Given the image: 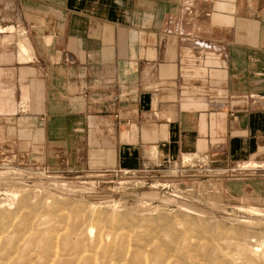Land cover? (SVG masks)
Listing matches in <instances>:
<instances>
[{"label": "crops", "instance_id": "crops-1", "mask_svg": "<svg viewBox=\"0 0 264 264\" xmlns=\"http://www.w3.org/2000/svg\"><path fill=\"white\" fill-rule=\"evenodd\" d=\"M15 31L0 128L18 159L133 174L264 158V0H0V43ZM241 175L223 192L263 201L264 175Z\"/></svg>", "mask_w": 264, "mask_h": 264}, {"label": "rangeland", "instance_id": "rangeland-1", "mask_svg": "<svg viewBox=\"0 0 264 264\" xmlns=\"http://www.w3.org/2000/svg\"><path fill=\"white\" fill-rule=\"evenodd\" d=\"M15 32L0 53L16 52ZM0 99L9 109L10 93ZM10 139L1 127L0 264H264V200L221 186L264 171L187 156L158 172L55 173Z\"/></svg>", "mask_w": 264, "mask_h": 264}, {"label": "bare ground", "instance_id": "bare-ground-1", "mask_svg": "<svg viewBox=\"0 0 264 264\" xmlns=\"http://www.w3.org/2000/svg\"><path fill=\"white\" fill-rule=\"evenodd\" d=\"M23 47V46H22ZM184 158H186V157H184ZM189 159V158H188ZM186 161H188V160H186ZM188 163V162H187ZM240 164L239 165H236L238 168H256V169H261V168H264V158H259V159H250L249 161H246V162H239ZM236 167V168H237ZM235 168V167H234ZM235 170V169H234ZM61 185H63V183L61 184ZM64 187H66V186H64ZM12 196V195H11ZM239 209H241V208H239ZM244 210V209H243ZM248 211L251 213V214H254V215H256L257 214V212L258 211H255L254 209H252V210H249L248 209ZM17 213V212H16ZM92 214V213H91ZM94 214V213H93ZM92 216V215H91ZM85 217V216H84ZM110 217V216H109ZM84 219V218H83ZM99 221V220H98ZM80 224V223H79ZM77 225V224H76ZM75 227H77V226H75ZM89 228V227H88ZM70 230V229H69ZM88 231H89V233H91L92 231H93V228H89L88 229ZM95 235V234H94ZM100 236V235H99ZM107 236V235H106ZM9 238V237H8ZM11 239H12V237H11ZM119 239V238H118ZM8 240V239H7ZM10 244V243H9ZM94 245V244H93ZM92 245V246H93ZM248 248V247H247ZM252 248V247H251ZM250 248V249H251ZM244 249V248H243ZM245 250V249H244ZM256 252H258V249H256V248H254V249H251L250 250V254H255ZM254 256V255H253Z\"/></svg>", "mask_w": 264, "mask_h": 264}, {"label": "built area", "instance_id": "built-area-1", "mask_svg": "<svg viewBox=\"0 0 264 264\" xmlns=\"http://www.w3.org/2000/svg\"><path fill=\"white\" fill-rule=\"evenodd\" d=\"M115 99V98H114ZM115 173H121V171H116ZM123 174H128L126 172H122Z\"/></svg>", "mask_w": 264, "mask_h": 264}]
</instances>
